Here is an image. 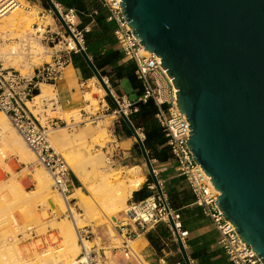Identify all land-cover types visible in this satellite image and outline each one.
<instances>
[{"label":"water","instance_id":"water-1","mask_svg":"<svg viewBox=\"0 0 264 264\" xmlns=\"http://www.w3.org/2000/svg\"><path fill=\"white\" fill-rule=\"evenodd\" d=\"M134 138L157 193L152 161L129 117L71 32L53 0H43ZM126 25L160 59L189 124L194 163L218 192L214 204L241 243L264 264V0H121ZM181 259L190 258L171 217Z\"/></svg>","mask_w":264,"mask_h":264},{"label":"rangeland","instance_id":"rangeland-1","mask_svg":"<svg viewBox=\"0 0 264 264\" xmlns=\"http://www.w3.org/2000/svg\"><path fill=\"white\" fill-rule=\"evenodd\" d=\"M38 1L40 5L37 8L33 6L35 0H17L21 5V13L18 14V17L14 14H8L6 17H3L6 19L1 21L0 18V51L3 46L10 47L18 45V55L21 62L31 68L30 71L24 67L22 70H19L5 65L1 54L0 62L4 67L11 68L26 78L32 77L33 71H36L37 67L50 63L54 55L60 54L70 58L71 54L75 50L77 51V48L70 50L66 47L69 35L63 30L49 8L44 6L41 0ZM54 3L57 5L59 11L64 14L65 12L62 8L55 1ZM20 17L27 20L19 22L17 18ZM76 23L73 28L79 31ZM38 28L42 29V31H39ZM77 39L79 40V37ZM81 45H83L82 41ZM103 78L113 96L119 100L123 94L117 90L118 79L113 77V82H110L107 77L103 76ZM81 83L79 86L83 99V107L81 109L72 110L65 114L59 109L60 114H54L51 113L53 112L51 105H47L48 108L44 110L43 106L47 104L46 102L38 104L36 101H33L28 106L43 126L56 122V119L58 123L61 120L63 121L62 124L59 123V128L53 129L49 133L51 147L64 159L66 164L74 165L85 170L89 182L100 187L97 206L94 207L93 211H83L78 200L72 199L76 209V211H73V216L75 214H81V218L83 219V223L79 226L78 230H86L89 232L88 242L90 248L94 247L96 250L100 249V251H104L107 257L112 255L115 258H119L122 255V237L120 236V232L123 229V225L121 226L119 224L127 222L124 212L135 202L131 195L126 201L124 208L116 211L110 205V197L106 192L107 188L104 187L103 178L105 174L118 172L120 179L115 184L118 187L122 186L128 182L129 175L126 173V169L133 165L123 166L118 164L115 161L116 157L111 152V149L107 147L112 135H126L122 130L121 118L115 112V106L107 98L104 90L100 89L99 91L97 89L100 87V84L94 76ZM41 84L45 83L42 82ZM119 88L126 94L131 103L136 102L137 97L133 93L131 85L127 80H121ZM89 90H93L91 93L92 100H85L84 94ZM35 93L38 94L39 92L36 91ZM47 93L56 95L55 88H49ZM57 105L55 108H57ZM95 113L100 114L96 123H91L86 120V115ZM80 114H83L82 116H84L86 122L77 124L84 121ZM0 115L4 116L2 113ZM5 120L9 127L17 134L6 117ZM86 126L89 129L85 131L83 128ZM62 128L65 132V138L62 137V140L55 142L52 138V133L54 130ZM101 130L104 131L103 135ZM138 133L141 139H144V134L141 129L138 130ZM129 137L136 144L132 135ZM0 153L6 156L4 164L0 162V188L2 189V187L7 186L9 179H14L24 194H30L32 191L37 192V182L34 178V172L36 170H42L43 173L49 175L48 171L36 159L34 162L28 163L17 162L18 158L15 157L6 134L1 132ZM97 158L105 162L101 169L99 168V164L94 163ZM151 161L155 169L157 165L153 162V159ZM141 162L142 169L140 170V174L143 181L139 189H142L145 185H153L151 180L148 183L149 176L142 157ZM72 177L78 181L79 187L75 186ZM69 178L72 182V187L69 191L70 194L73 193V188L75 187L79 188L81 193L87 195L86 189L70 169ZM157 179L162 183L161 177L157 176ZM164 186L165 184L162 183L161 189L163 193ZM2 194L4 195V203L0 210V222L4 218H6V221L0 223V264H65V259L67 256H71V252L67 249L61 225L66 222H72V220L66 216L65 209L63 208L61 210L58 206L53 194H59L53 189L52 180L49 189L41 194L30 196L32 202L29 204L21 202L19 197L11 190L7 191L5 189L2 191ZM113 211L114 220L110 224L108 223L107 216ZM13 225H15L16 230H14ZM170 236L173 239L174 235L171 230ZM130 246L140 254L136 242L133 241ZM77 257L74 258L73 262H76ZM69 264L75 263L71 262Z\"/></svg>","mask_w":264,"mask_h":264},{"label":"built area","instance_id":"built-area-1","mask_svg":"<svg viewBox=\"0 0 264 264\" xmlns=\"http://www.w3.org/2000/svg\"><path fill=\"white\" fill-rule=\"evenodd\" d=\"M99 1L101 7L107 13L106 21L114 25L113 39L120 48L122 61L134 65V75L142 87V94L135 103H131L123 95L119 100L115 98L120 110L129 116V114L137 111V104L152 101L156 107L154 117L164 132L166 146L171 154L175 172L189 188L194 197V204L201 208L203 214L207 215L214 225L218 233L217 245L227 261L230 264H262L256 254L251 252V247L240 242L231 223L224 220L221 212L214 204L218 192L215 191L209 181L210 178L205 175L201 167L194 163L191 151L184 143L185 140H188L189 129L187 126L189 124L186 122L185 116L178 112L175 103L176 90L165 71L159 66L160 59L154 54L143 50V46L138 44L139 40L131 34V29L126 25L118 4L121 0ZM17 4L14 0H0V18L8 15ZM61 15L75 38L79 37L78 42L81 44L82 41L83 43L82 32L73 28L77 19L75 12L69 10L64 14L61 13ZM73 20L74 23H72ZM83 31L88 32V27L83 28ZM74 53H77V51L75 50ZM69 63V58L56 54L52 57L50 63L37 67L36 71H33L32 77L26 78L19 72L4 67L0 62V113L6 117L26 147L34 154L36 161L48 171L53 189L65 199L66 216L74 221L75 203L72 202V199H68L72 187L69 168L49 142L50 131L59 128V123L56 119V122L47 124V126L41 125L28 106L37 95L35 92H40L39 85L44 82L54 87L61 71ZM49 102L50 104L53 103ZM56 105L57 101L51 105V108H55ZM43 108L45 110L48 106L44 105ZM115 112L119 114L117 110ZM82 115L84 121L77 124H82L86 120L96 123L99 119L98 113L86 115V120ZM136 130L138 133L140 129ZM115 144V141L111 140L107 146L112 150H116L117 146ZM155 174H157L156 171ZM159 185L161 188L162 183L159 182ZM147 189L152 194L139 202L132 203L124 212L127 222L122 224L125 230L120 232L122 237L121 257L115 258L112 255L107 257L105 252L100 251V249L86 248L84 240L88 241L90 234L86 230H78L80 254L75 264H148L144 257L138 254L130 244L137 232L145 231L160 223L167 224L169 227L168 217L173 219L179 236L181 240L183 239L178 223V215L170 209L165 193L162 189L161 194L157 193L154 185H147ZM13 228L16 230L15 225H13ZM191 264H193V261H191Z\"/></svg>","mask_w":264,"mask_h":264},{"label":"trees","instance_id":"trees-1","mask_svg":"<svg viewBox=\"0 0 264 264\" xmlns=\"http://www.w3.org/2000/svg\"><path fill=\"white\" fill-rule=\"evenodd\" d=\"M41 1L43 5L46 6L45 2L43 0ZM54 1L64 12L69 10H73L75 12L79 19L77 29L82 32L83 47L101 75L107 77L110 82H113V77L118 80L123 78L129 80L133 89L136 90L140 96L142 94V87L141 83L134 75V65L130 62H122V54L118 48H112L108 53L102 52V49L106 46H113L115 41L113 39L114 25L106 21L107 13L101 7L100 1ZM86 25L90 26V30L88 32L83 31V28ZM71 62L75 68L82 71L85 79H89L93 76L78 53L71 54ZM155 113L156 107L152 101L149 100L146 103L137 104V111L129 114L128 117L132 125L136 129H141L144 134L143 143L148 152L149 158L155 159L159 162H167L171 159V154L166 146L164 132L154 117ZM121 126L124 133L127 136H130L131 134L122 120ZM135 148L139 152L136 144ZM72 180L75 186L79 187V183L74 177H72ZM148 180V183H150L151 179L148 178ZM164 193L167 197L170 209L172 211H177V213L182 207L188 206L192 202L190 194L187 189L183 187L170 188L168 185H165ZM151 194L152 192L147 189V185H145L139 191H134L132 193V199L134 202H139ZM178 214L179 216L181 215L180 211ZM169 234L170 232H168L167 229L159 227L158 238H167L169 237ZM147 240L154 249L160 250L157 239H155L151 233L147 234ZM196 243L198 242L187 241V254L190 260L193 261V264H230L220 250L215 249L208 251L206 249L207 245H209L208 242H203L200 245H196ZM179 263L184 264L182 259L179 260Z\"/></svg>","mask_w":264,"mask_h":264},{"label":"bare ground","instance_id":"bare-ground-1","mask_svg":"<svg viewBox=\"0 0 264 264\" xmlns=\"http://www.w3.org/2000/svg\"><path fill=\"white\" fill-rule=\"evenodd\" d=\"M17 2V0H14ZM18 3V2H17ZM20 4L18 3L17 6L14 7V9L11 10L9 13L14 14L15 16L18 17V14L21 13V8ZM7 16V15H6ZM5 16V17H6ZM6 18H1V21ZM19 22H24L27 19L20 17L17 18ZM74 23V20L72 21ZM39 31H42V29H39ZM68 42H66V47L69 49H74L76 48V44L74 40L69 36L67 39ZM4 45V44H2ZM1 58H3L5 65L14 67L16 69L22 70L24 67L25 69L30 71V66H27L23 64L19 58V48L18 45L10 46V47H5L3 46L2 50L0 51ZM100 87L97 88L99 91L100 89L103 90L101 85ZM52 85L49 84H40V92L34 97L33 101L37 102L40 104L41 102L45 101L48 105H52L56 103V97L53 94L47 93V90L51 88ZM93 90L86 91L84 94V99L85 100H92L91 93ZM53 102L50 104V102ZM88 107V106H87ZM57 111H56V110ZM60 107L57 105V108H53V112L51 113H59ZM64 114L67 112H63ZM89 129L87 126L83 128V130ZM0 132L5 133L7 136V139L9 141V144L13 148V153L15 157H17V162L19 163H28V162H34L35 161V156L33 153H31L24 142L22 141L21 137L17 135L8 125L7 121L5 120V117L0 115ZM64 129H58L54 130L52 133V138L55 142H58L59 140H62V137L65 138L64 136ZM102 135L104 134V131L101 130ZM141 138V136L139 135ZM6 159V156L0 153V162L4 164V160ZM94 163L100 165V169L102 168V165L105 164L104 161L101 159H95ZM67 167L74 172L78 180L80 181L81 185L86 189L87 195H84L83 193L80 192L79 188H75L73 190V193L68 196V199H77L78 203L80 204V207L83 211L85 212H90L93 211L94 207L97 206V198H98V193L100 190L99 186H95L92 182H89L87 179V174L86 171L83 169H80L74 165L67 164ZM126 173L129 175L128 177V182L122 186H119L115 184V182L119 181L120 176L119 173H114V174H105L103 178L104 182V187L107 188V193L108 196L110 197V205L111 207H114L116 211L121 210V208H124L126 201L131 197L132 193L136 190H138L142 184L143 178L140 174V169L138 166H132L130 168L126 169ZM34 178L35 181L37 182V192L32 191L30 194H24L19 186H17L16 182L14 179H9L7 181V186L0 188V210L3 207L4 203V195L2 194L3 190H11L13 191L20 199L21 202L25 203H31L32 200L30 196H34L36 194H41L49 187L51 186V177L49 175H46L45 173L42 172V170H36L34 172ZM54 193V191H53ZM56 202L59 206V208L62 210L63 208L65 209V199L59 195L53 194ZM108 223L111 224V222L114 220V211L111 212L110 215L107 216ZM6 218H4L0 223L5 222ZM83 223V219L81 218V214H75L74 215V221L72 222H66L61 225L62 228V233L65 236V243L67 246V249L71 252L70 257H66L65 259V264L69 263H75L73 262L74 258H76L79 254L80 251V245L78 243L79 241V226H81ZM113 223V222H112ZM84 246L86 248L89 247V242L84 240ZM23 263V262H22Z\"/></svg>","mask_w":264,"mask_h":264},{"label":"crops","instance_id":"crops-1","mask_svg":"<svg viewBox=\"0 0 264 264\" xmlns=\"http://www.w3.org/2000/svg\"><path fill=\"white\" fill-rule=\"evenodd\" d=\"M39 1L35 0L33 2V6L39 7ZM77 25L79 24V19L77 17ZM88 27L90 30V26L86 25L84 28ZM112 48H118V45L115 43L113 46H106L102 49L103 53H108ZM121 52V51H120ZM70 63L66 65L63 70L61 71V75L58 80L54 83V88L56 91L57 96V104L60 107L62 112H70L72 110L81 109L83 107V99L81 95V91L79 90L80 83L82 81H87L83 76V73L80 69L75 68L71 62V57L69 58ZM123 62V61H122ZM126 63V62H124ZM121 80L127 79H120L118 82L120 83ZM129 82V80H127ZM118 89L123 96L129 101L126 94L119 88ZM130 83V82H129ZM82 84V83H81ZM131 85V83H130ZM133 93H135L136 97H139V94L136 90L133 89L131 86ZM100 117V114L98 115ZM60 124L63 123L61 120ZM112 141H115V145L117 146L116 150H112L111 152L116 157V162L123 166L133 165L138 166L141 170L142 162H141V155L137 154V149L135 148V143L133 140L126 135L123 136H116L113 135L111 138ZM109 148V146H107ZM153 162L156 163V175L161 177L162 183L168 185L170 188H180L183 187L187 189L188 193L192 198L191 204L188 206L182 207L179 211L181 215L179 216V211H174L175 214L178 215V223L180 226V231L183 234L182 242L186 251L188 250L187 241H196V245H200L203 242H208L206 249L210 250H220L217 245L218 240V233L215 230L214 225L210 221L209 217L203 214L201 208L197 207L194 204V197L191 194L189 188L187 187L186 183L182 178H180L174 169V164L172 160L169 159L167 162H159L153 159ZM147 174V173H146ZM75 189V187L73 188ZM140 190V189H139ZM136 190V191H139ZM184 213H183V212ZM182 218V221H181ZM184 222V223H183ZM183 225H182V224ZM122 226V223L119 224ZM159 227H164L165 229L170 232V229L167 224L160 223L152 228H149L142 232H137L133 241L136 242L137 248L140 251V254L144 257L145 261L148 264H177L181 259V255L178 250V246L174 237L169 234L167 238H158V230ZM122 230H125L124 228ZM151 233L155 239H157L159 243L160 250L154 249L149 241L147 240V234ZM222 252V250H220ZM223 254V252H222ZM224 255V254H223Z\"/></svg>","mask_w":264,"mask_h":264}]
</instances>
